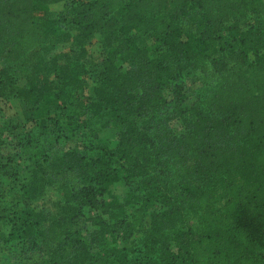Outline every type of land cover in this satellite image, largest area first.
Here are the masks:
<instances>
[{
  "label": "trees",
  "instance_id": "obj_1",
  "mask_svg": "<svg viewBox=\"0 0 264 264\" xmlns=\"http://www.w3.org/2000/svg\"><path fill=\"white\" fill-rule=\"evenodd\" d=\"M94 32L104 53L89 93L77 63L45 53L70 40L84 55ZM22 54L24 84L16 62L0 67V97L30 104L34 124L6 240L42 250L37 264H264V0H0V59ZM185 71L215 88L175 134L182 89L167 98L163 86ZM58 111L79 135L62 152L44 138ZM109 124L114 143L97 132ZM45 167L64 175L61 216L30 206ZM117 181L123 196L109 193ZM117 229L137 238L122 245Z\"/></svg>",
  "mask_w": 264,
  "mask_h": 264
},
{
  "label": "rangeland",
  "instance_id": "obj_2",
  "mask_svg": "<svg viewBox=\"0 0 264 264\" xmlns=\"http://www.w3.org/2000/svg\"><path fill=\"white\" fill-rule=\"evenodd\" d=\"M152 43L153 38L147 35L144 45H151ZM103 53L100 37L94 32L86 44L84 55H80L78 49L71 44L70 40H67L54 43L45 53V59L48 63L52 58H56L59 63L66 62L67 59L71 63H77L85 79L86 89L89 93H92L93 86L100 76ZM250 59H252L251 55ZM27 62L25 55L22 54L18 59L9 57L6 60V58H1L0 67L4 63H15L13 73L17 77V84L21 85L25 83L26 76L31 71L26 64ZM127 66L128 63H124L121 69H125ZM230 66L236 67L239 64L226 63L225 65V67ZM174 85H179L182 89L183 106L185 108L184 118H172L168 125L173 133L179 134L184 130L185 120L190 118L191 107L198 105L200 96L212 95L215 87H213L214 81L207 79L200 71H185L175 81H166L163 86V93L167 98L172 96ZM30 107V104L13 96L0 97V264H37L45 257V253L40 249L32 250L23 242L5 239L10 228L6 216L9 213L8 207L12 203L21 200V185L29 179L32 172L29 157L34 147L23 142L24 134L34 127L33 122L28 119ZM64 114L63 111L52 114L53 117L48 122L44 133L45 137L43 136L59 152L74 146L79 140V135L72 137L68 131H65ZM118 131L119 127L112 124L97 128L100 137L109 139L112 143H114ZM7 158H10V160L7 161ZM5 162H7V167L2 165ZM45 170L48 174L45 180L49 181L46 182L43 191L30 202V206L36 210L42 209L49 215L61 216L63 192L58 185L62 182L64 175L50 176V170L47 167H45ZM126 191L127 187L121 181L114 182L109 188L110 194L118 196H123ZM82 211H88V214L96 213L95 210L87 207L82 208ZM191 223L192 221H190ZM82 224V217L76 218L73 222L74 227ZM116 233L119 234V241L122 245H128L131 240L137 238L135 233L125 238V233L121 229H117Z\"/></svg>",
  "mask_w": 264,
  "mask_h": 264
}]
</instances>
